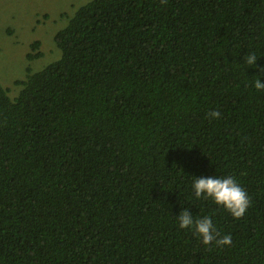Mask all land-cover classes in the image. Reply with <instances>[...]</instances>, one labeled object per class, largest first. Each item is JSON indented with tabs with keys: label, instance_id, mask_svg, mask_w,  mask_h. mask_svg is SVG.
<instances>
[{
	"label": "trees",
	"instance_id": "16d2710c",
	"mask_svg": "<svg viewBox=\"0 0 264 264\" xmlns=\"http://www.w3.org/2000/svg\"><path fill=\"white\" fill-rule=\"evenodd\" d=\"M62 17L60 59L0 86V264H264V90L243 64L255 50L264 66V0H93ZM207 174L246 190L243 217L192 195ZM182 208L232 244L180 229Z\"/></svg>",
	"mask_w": 264,
	"mask_h": 264
},
{
	"label": "rangeland",
	"instance_id": "374dc122",
	"mask_svg": "<svg viewBox=\"0 0 264 264\" xmlns=\"http://www.w3.org/2000/svg\"><path fill=\"white\" fill-rule=\"evenodd\" d=\"M91 1L0 0V86L13 95L14 82L24 80L27 69L36 73L60 59L54 35L65 26L62 16ZM35 41L43 55L28 61Z\"/></svg>",
	"mask_w": 264,
	"mask_h": 264
},
{
	"label": "clouds",
	"instance_id": "9594fccd",
	"mask_svg": "<svg viewBox=\"0 0 264 264\" xmlns=\"http://www.w3.org/2000/svg\"><path fill=\"white\" fill-rule=\"evenodd\" d=\"M257 52L248 50L243 57V64L246 69H255L256 74L253 82L256 90H264V66L257 64ZM210 119H218L220 112L217 110L208 113ZM191 183V193L197 198L211 199L218 207H222L234 219L244 216L251 206V199L246 190L232 176H214L212 174L193 176ZM176 216V222L180 229L192 231L205 245L230 246L232 244L231 234H224L218 231L214 225L212 217L204 215L195 217L190 208H182Z\"/></svg>",
	"mask_w": 264,
	"mask_h": 264
}]
</instances>
